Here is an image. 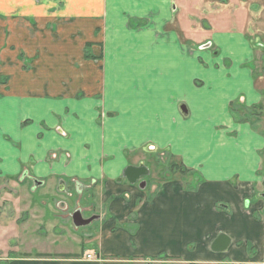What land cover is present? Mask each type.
<instances>
[{
	"label": "crops",
	"instance_id": "crops-1",
	"mask_svg": "<svg viewBox=\"0 0 264 264\" xmlns=\"http://www.w3.org/2000/svg\"><path fill=\"white\" fill-rule=\"evenodd\" d=\"M171 2L0 0V180L27 170L39 186L51 181L60 193L91 201L96 188L84 180L101 185L97 240L106 258L98 252L69 264H139L163 251L176 264H264V76L249 67L251 44L236 59L228 48L246 34L227 24L234 0L220 19L221 6L203 7L217 23L209 20L212 28L196 38L183 24V37L166 27ZM108 3L120 8L109 11ZM240 7L245 25L253 13ZM156 9L163 18L150 21ZM125 15L137 19L130 29ZM28 16L35 30L62 19L68 32L83 35L69 54L44 37L32 45ZM104 48V59L94 58ZM149 145L179 156L190 178L151 190L123 178L127 166L141 163L151 174L142 156ZM221 233L231 239L224 250L214 247ZM46 259L0 256V264L55 263Z\"/></svg>",
	"mask_w": 264,
	"mask_h": 264
},
{
	"label": "rangeland",
	"instance_id": "rangeland-1",
	"mask_svg": "<svg viewBox=\"0 0 264 264\" xmlns=\"http://www.w3.org/2000/svg\"><path fill=\"white\" fill-rule=\"evenodd\" d=\"M42 1L43 0H35L36 3L40 4L38 6L43 5L41 4ZM104 1L106 2L109 0ZM171 1L172 6H174L175 4L176 7L175 14L172 15V23L168 24L166 27L174 29L176 30V32H180L182 37L183 33H185V31L181 29L182 24L188 35L196 38L198 32L202 34L204 33V30L212 28V25L208 24L209 20L217 23L216 19L214 18H206L205 12L202 9L203 7H215L212 6L214 3L218 4V6H221L218 9L220 14L218 15L219 17L217 19H220L222 15H228L230 13V23L227 22V24L231 26L229 28L236 27L246 30L244 39L239 40V36L236 35L234 36L235 39L233 40V42H231L232 45H228L230 46L228 48L234 51L233 59H236L240 50H244L245 52L248 45L251 44L252 47H250V57L252 58V61L250 62L249 67L258 70L259 74H262L264 76V73H262L264 71V0H234V5L228 4V8H230L232 12H234L233 14L232 12H225L224 14H221L222 11L225 10L228 0H205V5H203L202 3L203 0H197L196 3L195 0H189L188 4H186L185 1L184 8H181L177 4L180 0ZM237 3L241 5L237 7ZM92 6L98 8L97 3ZM106 6L108 7V10H112V12L120 8L115 7L113 3H108V5ZM240 6H245L249 13H253L252 18H250L249 14V21L245 25L242 15L243 10ZM186 7L190 8L186 9ZM181 9L187 11L188 15L185 14L184 16H187L188 22L185 20L184 23V20L181 19L183 17V13L181 14ZM211 9L209 10L210 12H212ZM172 10H174V8ZM218 10H216L215 13ZM162 11V9L151 11L150 15H148L150 21L151 19H154V16L158 18L159 15H161L163 18ZM234 14L236 17L235 20H233ZM30 18V16L26 18L29 25V27L27 28V30L29 29V31H27V39L34 41V43L28 41L32 45H35L36 42H39L40 39L44 37L46 38V40L49 39L48 43L51 44L50 46L59 48L60 50H64V48L66 47L67 54H69L74 50V47L76 46L75 44L79 42V39L83 35L81 31H76L75 33L72 32L73 35L68 32L67 30L69 28L67 27L65 21H62V19L52 23L51 26L45 28L44 31H41L40 29L35 30V28H37L36 20L34 22H31ZM124 18L129 19L130 17L129 15H125ZM132 19H134L135 22L137 20L136 18H130L128 22L123 20L124 23L127 22L126 28H131V25H133V22H131ZM140 26H143V24H139L137 27ZM146 26L148 27L150 25ZM77 29L79 28L77 27ZM95 38L97 39V41H101V38L97 36ZM244 40L246 41L244 42ZM129 43L130 42H126L124 44ZM217 44L220 45L221 43ZM88 45H91V43L87 44L86 46ZM90 50L93 51L92 48ZM120 50L121 47L115 49L114 53L120 52ZM20 52L22 53H20L19 56L24 63V67L28 68L29 64L27 63L29 62L26 63L27 59L24 56V50L22 49ZM85 53H88L86 47ZM39 54L41 55V52ZM104 57L105 48L104 50L100 49L99 56L94 58L102 61ZM65 67H67V64L65 65ZM260 84L263 87V83ZM99 100H101V98ZM244 112L246 113V111ZM99 124L100 126H104L103 115L101 116ZM7 138L11 139L10 137ZM151 146L153 145H149L147 147L149 156L146 157L147 154L142 155L146 158V161L151 167V174L147 177L149 179L147 180V182L149 185L148 188H150V190L151 185L154 183L160 184L170 179L178 177L179 179H182V177L188 178L190 176L191 172L193 171L192 168L190 169L189 167H187L179 156L172 154L168 148L158 149L155 146L154 148H151ZM172 159L181 162L185 167L189 169L190 172H188L185 176H182V174L179 175L171 172L169 164ZM179 172L182 173V170ZM87 181L91 183L88 188H96L94 191L93 201H91V198H86L85 196L78 195L72 190L67 192L68 195L66 192L60 193L58 191L57 184L53 185L51 181H45L42 186H38L35 192H32L31 186L29 185L30 183L27 181L21 182L19 178L13 180L11 179V181L10 179L7 181L0 180V256H4L6 258H8L9 256L35 258L36 256H38L49 258L46 259L47 261H49V263H51L50 261L55 260L54 264H69L71 263L70 260L81 257H87V259H90L89 255H91L92 257V254L94 253V258L98 259V252H102L100 247L98 246L99 242L97 240L99 223L96 222L97 220H95L88 225L76 227L71 217L77 205H80L84 209L83 216L85 218L90 217L91 213L97 214L100 212L98 204L99 194L101 192L100 182H97L95 180L92 181L90 179L84 180L85 183H87ZM87 195L88 194H86V196ZM62 201H65L67 203V207H64V205L61 204ZM260 215L262 216L261 213H259V216ZM129 230H133V228L129 227ZM131 248H140V245L139 247L138 245H134ZM148 255L149 256H143L142 258H144L145 260H143V262L139 264H176L175 260L167 258L168 256L166 251H163L159 254L155 253ZM119 256L121 257V255ZM101 258L106 257L101 253ZM131 258H133V255H131ZM154 258H160V260L156 262ZM2 264L6 263L2 262Z\"/></svg>",
	"mask_w": 264,
	"mask_h": 264
},
{
	"label": "water",
	"instance_id": "water-1",
	"mask_svg": "<svg viewBox=\"0 0 264 264\" xmlns=\"http://www.w3.org/2000/svg\"><path fill=\"white\" fill-rule=\"evenodd\" d=\"M210 46V45H207ZM150 174L149 168L145 164H139V165H129L127 166L123 171V178L125 177L131 184L137 183L139 180H141L142 177L147 176ZM141 188H145L146 181L142 180L139 183ZM62 204V203H61ZM60 204V205H61ZM64 205V204H62ZM64 207H66L64 205ZM73 219V223L76 227H81L90 224L93 220L98 219V215L91 216L89 218H85L81 212V209H78L74 211L71 215ZM231 242L230 237H228L226 234L221 233L219 234L218 238L216 239V243L214 244V247L220 248V250L227 249Z\"/></svg>",
	"mask_w": 264,
	"mask_h": 264
},
{
	"label": "flooded vegetation",
	"instance_id": "flooded-vegetation-1",
	"mask_svg": "<svg viewBox=\"0 0 264 264\" xmlns=\"http://www.w3.org/2000/svg\"><path fill=\"white\" fill-rule=\"evenodd\" d=\"M146 177L147 176H144L142 179H141V181L142 180H145L146 181ZM19 178V180L21 181V182H25V181H27V182H29L30 184V186H31V190H32V192H35L36 190H37V188H38V186H39V181L36 179V178H34L33 176H31V174L27 171V170H25V171H23L22 173H21V175L18 177ZM140 181V182H141ZM147 182V181H146ZM65 204V206L67 207V204L66 203H64ZM79 206L80 205H77V207H76V209L77 208H79ZM95 213H91V215L90 216H92V215H94ZM95 220H98V219H95ZM147 262H151V261H147Z\"/></svg>",
	"mask_w": 264,
	"mask_h": 264
},
{
	"label": "trees",
	"instance_id": "trees-1",
	"mask_svg": "<svg viewBox=\"0 0 264 264\" xmlns=\"http://www.w3.org/2000/svg\"><path fill=\"white\" fill-rule=\"evenodd\" d=\"M87 56L88 57H90V56H92L90 53H89V51H88V47H87ZM242 114V113H241ZM169 167H170V170H171V172H173V173H176V174H182V176H185L188 172H190L189 171V169L187 168V167H185L181 162H178L177 160H175V159H172L171 160V162H170V164H169ZM182 170V173H180L179 171H181Z\"/></svg>",
	"mask_w": 264,
	"mask_h": 264
},
{
	"label": "built area",
	"instance_id": "built-area-1",
	"mask_svg": "<svg viewBox=\"0 0 264 264\" xmlns=\"http://www.w3.org/2000/svg\"><path fill=\"white\" fill-rule=\"evenodd\" d=\"M89 258H91V255H89Z\"/></svg>",
	"mask_w": 264,
	"mask_h": 264
}]
</instances>
